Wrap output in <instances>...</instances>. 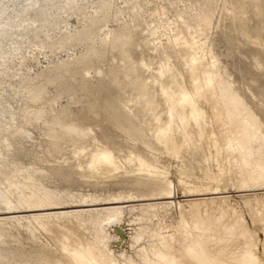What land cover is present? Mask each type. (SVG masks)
Here are the masks:
<instances>
[{
	"label": "bare ground",
	"instance_id": "1",
	"mask_svg": "<svg viewBox=\"0 0 264 264\" xmlns=\"http://www.w3.org/2000/svg\"><path fill=\"white\" fill-rule=\"evenodd\" d=\"M18 1L0 0V18L8 15L0 21L1 34L7 26H15L34 39L48 40L49 32L58 28L56 11L82 8L80 0H27L23 7ZM99 1L80 29L60 31L49 40L53 53L76 45L82 47L80 53L51 61L35 76H21L19 84L25 83L24 87L14 88L16 94L23 92L32 107L22 108L20 122L0 133V215H6L0 219V264H22L13 259V249L1 245V238L11 235L10 231L23 226L35 236L50 221H56L60 229L68 220L92 235L86 243L78 241L82 238L69 245L63 240L62 249L79 264H264L256 234L236 213L225 215L221 207L216 216L203 215L194 203L180 210V229L168 235L142 225L135 229L140 215L130 218L133 208L128 204L147 201L138 205H143L141 214L149 219L158 215L155 210L181 205L176 183L159 162V154L176 159L187 155L196 161L197 167L191 168L201 172L194 175L196 181L207 178L208 185L201 189L205 192H223L224 164H232L244 187L240 190L264 188V121L223 77L216 62L205 59L210 51L203 41L214 24L219 27L226 20L255 41L257 35L239 12L250 5L264 23V0H173L175 8L180 3L183 7L173 21L175 37L161 46L148 41L165 27L160 14L145 18L152 0H122L119 8L110 0ZM110 20H116L118 27L109 28ZM0 58L3 64L5 56ZM51 84L57 92L46 97ZM77 90L89 96L93 92L101 99L87 111L75 112ZM63 95L68 102L56 107ZM6 112L0 109V119ZM40 121L46 138L24 147L23 155L30 160L27 165L11 151L10 137H30L27 125ZM107 123L119 130L115 137L125 135L130 141L111 136ZM180 165L179 181L188 193L194 191L198 184L187 179L191 173L184 160ZM51 177L103 191H84L76 203L56 201L63 199L54 198L62 191L44 184ZM110 185L124 188L116 192ZM260 213L257 221L264 229V211ZM124 242L135 252L127 253ZM29 256L35 258L30 264H65L56 257L51 261L45 255Z\"/></svg>",
	"mask_w": 264,
	"mask_h": 264
},
{
	"label": "rangeland",
	"instance_id": "2",
	"mask_svg": "<svg viewBox=\"0 0 264 264\" xmlns=\"http://www.w3.org/2000/svg\"><path fill=\"white\" fill-rule=\"evenodd\" d=\"M113 3L114 8L123 6L122 0H110ZM222 0H220L221 2ZM27 0H19L18 5L23 7L27 4ZM82 8L75 9L70 13L64 11H56V15L59 18L58 28L49 32L50 38L55 39L58 33L69 31L74 32L80 29L86 19V15L90 14L92 10L98 7L99 0H80ZM183 7L180 3L179 8H175L173 0H152L148 4V12L145 14V18L152 17V14H160L159 17L161 23L165 25L163 29L156 35L149 36L148 41L150 45L156 44L158 46L165 45L168 42V38L175 37L174 31H172L173 21L179 14V9ZM161 12V13H160ZM239 15L244 18L246 24L250 27L253 34L257 35L255 41H251L238 29L230 27L231 21L226 20L225 24L216 27L209 31V36L206 40L210 51L205 57L208 61H215L217 68H219L223 77L231 82L232 86L236 88L239 93L249 101L258 116L264 121V23L261 22L260 16L254 12L250 5L246 6ZM8 15H2L0 21L5 20ZM218 17V16H217ZM122 18L128 19L129 15H124ZM215 21L217 19L215 18ZM167 26V27H166ZM117 21L110 20L109 28H117ZM172 33V34H171ZM173 35V36H172ZM26 36V37H25ZM101 36V35H100ZM99 35L97 38L100 37ZM142 35L138 34V39ZM43 36L32 38L29 35L22 33V31L15 26H7V32L0 33V55L5 56V61L0 64V109L6 110V115L0 119V133L4 132V128L12 125L14 128L21 120L23 113L22 108L29 109L32 106V102H27L23 95V92L15 93V89L21 90L25 83L19 84L21 76H35L40 70L46 67L51 61L66 59L69 56H75L80 53L82 47L78 45L73 46L69 50H58L56 53L50 51L49 40ZM97 40V39H96ZM7 52V53H6ZM149 51L145 49V54ZM1 59V58H0ZM106 65V63H104ZM106 66H104L105 70ZM19 73V76H18ZM95 72L92 73L94 75ZM28 85V84H26ZM15 88V89H14ZM57 92L56 85L51 84L48 87L46 97ZM102 94L103 90L99 89ZM16 94V95H15ZM16 97H15V96ZM22 97V98H21ZM25 98V99H24ZM76 98L79 100L77 104H73L72 108L75 112L81 113L87 111L89 106L96 105L100 101L101 97L93 92L89 95H85L83 91H76ZM21 99V100H20ZM68 96L63 95L59 103H56L57 107L60 104L64 105L68 102ZM27 104V105H25ZM47 114L50 116L49 106H45ZM12 112V113H11ZM12 114V115H11ZM108 133L114 136L115 139L126 140L130 139L123 135L115 137L118 133V129L113 125L107 123ZM44 125L42 121L34 122L32 125H27L30 137L26 134L16 140L11 138V151L18 157L22 158L25 164L30 162L28 157L23 155L24 147H29L32 142L40 144L46 137L43 135ZM97 131H100L98 126H95ZM3 140V139H1ZM135 141L139 144L141 139L135 137ZM199 160V155L197 156ZM187 164L191 176L187 178L189 181H196L194 175L200 174L198 168H191V166L197 167L196 161H193L189 156L181 157L180 159L168 157L165 154H159V162L167 167L169 170L170 178L176 183L178 199L181 201V205L173 206L170 208H160L155 210L157 216L153 219L146 218L149 215H142L141 208L143 205L140 203H146L147 201L130 202L132 210L129 212L130 218H134L140 215V218L136 220L133 227L135 229L138 226H147L152 229H156L164 234H175L180 229V222L182 220V214L180 210H188L194 203L200 205L203 215L216 216L219 214L220 208H224L225 215L228 213H236L242 216L247 224L248 228L252 230L257 236L258 250L262 254L264 250V229L263 223L257 221L259 219L260 212L264 211V188L252 189V190H240L244 188L241 186L232 164H224L223 169V183L221 185L222 193L212 194L211 191L205 192L203 189L208 185L207 178L196 181L197 188H193L194 191L188 193L187 187L182 184L181 179V161ZM193 161V165L190 163ZM217 171V169H215ZM44 180V179H43ZM80 182H73L59 177H51L45 179L44 184L48 188L62 191L60 195L54 196L56 201H67L76 203L79 200L82 192L101 194L103 190L100 188L88 187L84 189V185H79ZM112 191H122L124 187L119 185H110ZM83 189L81 190V188ZM129 190L130 187L125 188ZM125 190V191H126ZM201 193L198 195L189 194ZM204 193V194H202ZM153 201H167L165 200H153ZM73 203V204H74ZM71 204V203H68ZM197 204V205H198ZM206 205V206H205ZM81 209L82 207H77ZM216 208V209H215ZM60 209H58L59 211ZM38 212V211H37ZM43 213L55 212L54 210L40 211ZM153 212V211H150ZM205 212V213H204ZM186 215V214H185ZM6 215H0V219ZM187 216V215H186ZM62 228H57L56 221H50L46 229L37 230L36 235L21 226L18 229H14L11 235H5L1 239V245L5 249L15 251L13 259L17 258L22 264H30L35 258H30L31 253L38 256H48L51 261H54V257L60 259L65 264H79L76 260L71 258V254L62 249L63 240L67 242V245L72 241H76L82 238L83 242H88L92 235L84 229L79 223H72L70 220L64 221ZM148 228V230H149ZM134 229V230H135ZM127 235V234H126ZM63 236H67L63 237ZM69 238V239H68ZM69 240V241H68ZM116 246V245H114ZM127 253H134L135 250L129 246V243L124 242ZM117 247V246H116ZM262 257H264L262 255ZM17 260V261H18Z\"/></svg>",
	"mask_w": 264,
	"mask_h": 264
},
{
	"label": "water",
	"instance_id": "3",
	"mask_svg": "<svg viewBox=\"0 0 264 264\" xmlns=\"http://www.w3.org/2000/svg\"><path fill=\"white\" fill-rule=\"evenodd\" d=\"M119 228V230L121 231H119L120 233H121V235H122V237L123 238H126V233L120 228V227H115V229H118ZM118 231V230H117ZM114 245H116V246H119L120 244H119V242L118 243H115Z\"/></svg>",
	"mask_w": 264,
	"mask_h": 264
}]
</instances>
